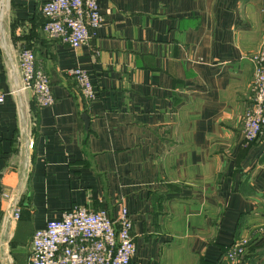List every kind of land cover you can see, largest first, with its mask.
I'll return each instance as SVG.
<instances>
[{
	"label": "crops",
	"instance_id": "0c3cea01",
	"mask_svg": "<svg viewBox=\"0 0 264 264\" xmlns=\"http://www.w3.org/2000/svg\"><path fill=\"white\" fill-rule=\"evenodd\" d=\"M42 1L0 0V264H17L18 225L26 263L46 219L121 205L129 264H226L241 235L238 264H264V138L242 135L264 0H97L102 22L78 46L43 31ZM21 46L48 75L50 104L23 86Z\"/></svg>",
	"mask_w": 264,
	"mask_h": 264
},
{
	"label": "built area",
	"instance_id": "2783aa9c",
	"mask_svg": "<svg viewBox=\"0 0 264 264\" xmlns=\"http://www.w3.org/2000/svg\"><path fill=\"white\" fill-rule=\"evenodd\" d=\"M39 10L44 17L43 31L72 46L87 41L103 19L97 0H44ZM17 56L23 86L32 91L38 105L50 104L53 97L48 75L36 62L34 52L21 46ZM250 58L254 97L244 113L242 135L246 141L264 138V39ZM68 74L75 78L86 99L95 96L86 69L73 66ZM18 216L19 209L12 204L11 217ZM131 229L132 218L124 205L116 217L105 207H73L33 229L25 264H129L136 252ZM248 243L247 236L237 237L225 250L226 264H238Z\"/></svg>",
	"mask_w": 264,
	"mask_h": 264
},
{
	"label": "rangeland",
	"instance_id": "374dc122",
	"mask_svg": "<svg viewBox=\"0 0 264 264\" xmlns=\"http://www.w3.org/2000/svg\"><path fill=\"white\" fill-rule=\"evenodd\" d=\"M20 231H23V229L21 228L20 225H18V238L20 237L22 241L21 243L20 242L16 243V246L13 251L17 255V264H25L23 260L21 259L22 258L21 256L25 250L24 241H23L25 240V237H24V234L19 235Z\"/></svg>",
	"mask_w": 264,
	"mask_h": 264
},
{
	"label": "trees",
	"instance_id": "16d2710c",
	"mask_svg": "<svg viewBox=\"0 0 264 264\" xmlns=\"http://www.w3.org/2000/svg\"><path fill=\"white\" fill-rule=\"evenodd\" d=\"M43 21H44V19L41 21V25H42ZM257 138H258V137H257ZM257 138H256V139H257ZM254 140H255V139H254ZM252 141H253V140H252Z\"/></svg>",
	"mask_w": 264,
	"mask_h": 264
}]
</instances>
